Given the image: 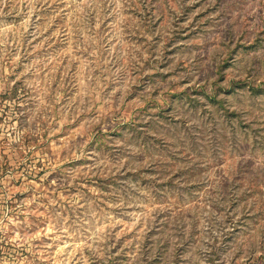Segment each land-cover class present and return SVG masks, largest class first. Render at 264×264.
I'll list each match as a JSON object with an SVG mask.
<instances>
[{"label": "rangeland", "instance_id": "rangeland-1", "mask_svg": "<svg viewBox=\"0 0 264 264\" xmlns=\"http://www.w3.org/2000/svg\"><path fill=\"white\" fill-rule=\"evenodd\" d=\"M0 264H264V0H0Z\"/></svg>", "mask_w": 264, "mask_h": 264}]
</instances>
